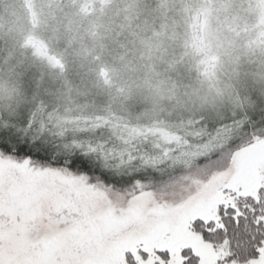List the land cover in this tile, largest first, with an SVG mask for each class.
<instances>
[{
    "label": "snow or ice",
    "instance_id": "obj_1",
    "mask_svg": "<svg viewBox=\"0 0 264 264\" xmlns=\"http://www.w3.org/2000/svg\"><path fill=\"white\" fill-rule=\"evenodd\" d=\"M201 40L193 24L186 51L206 56ZM171 115L0 129V247L14 233L40 253L18 264H264V92Z\"/></svg>",
    "mask_w": 264,
    "mask_h": 264
},
{
    "label": "rangeland",
    "instance_id": "obj_2",
    "mask_svg": "<svg viewBox=\"0 0 264 264\" xmlns=\"http://www.w3.org/2000/svg\"><path fill=\"white\" fill-rule=\"evenodd\" d=\"M95 1L88 13L80 8L90 9V0H0V55L7 59L0 66L4 100L13 102L20 95L23 78H67L29 58L20 44L26 32L23 42L53 63L66 57L67 73L87 72L93 78L89 87L97 80L94 67L113 64V77L125 90V100L116 107L138 122L156 114L165 119L169 113L172 119L206 114L210 108L222 114L241 99L255 102L257 91L264 92V0ZM119 2L122 9L116 7ZM193 24H198L200 46L207 50L200 61L185 49ZM198 61L208 77H198ZM53 229L41 224L39 232L47 235ZM38 255L14 233L6 234L0 247L5 264Z\"/></svg>",
    "mask_w": 264,
    "mask_h": 264
},
{
    "label": "trees",
    "instance_id": "obj_3",
    "mask_svg": "<svg viewBox=\"0 0 264 264\" xmlns=\"http://www.w3.org/2000/svg\"><path fill=\"white\" fill-rule=\"evenodd\" d=\"M90 2H92L90 9H80L83 10V12L88 11V13L89 11H93L96 1L90 0ZM116 7L117 9H122L121 2H119ZM188 14L190 17V12ZM124 22L126 23L125 19ZM28 29H31L30 25H28ZM26 33L22 34L20 44L21 48L29 58L33 57L42 61L43 65L46 66L43 68H48L49 66V68L56 70L58 73H66L67 78L60 76V78L57 77L58 80L54 81H40L23 78L22 81L25 85L20 88V95L13 102H7L4 100V97H6L5 92L0 89V129L8 127L19 128L24 121H29L39 126L42 117L46 121L44 125L45 129L48 124L55 127L57 117L61 120H75L77 118H90L96 115H112L114 117L126 119L132 124L138 122L137 120H134L131 115L122 108V106L116 107L118 103L125 100V90L123 85L113 77L111 70L113 64L109 66L100 64L96 69L94 67L97 80L95 81L94 87H89L87 82L93 78L90 77L89 74H86L87 72L83 73L73 70L71 73H67L66 60H64L66 57L60 55L63 59L61 63H53L51 60L47 59L46 56L39 54L35 50L34 45L32 46L31 43L23 42L25 41L24 38ZM197 59L200 61L202 56L197 55ZM6 60L5 54H1L0 66L6 64ZM199 61L197 62L198 77L206 78L208 76L202 71V64H200ZM7 62L10 63V60ZM89 88H93V90L87 93ZM108 88H112V90H106ZM98 91H102L104 94ZM126 92L128 91L126 90ZM254 104L255 102L248 103V101L241 99L238 103L239 106H236L233 109H224V113L240 108L251 109ZM218 112L220 111L210 108L206 111V114L200 115L209 116ZM49 115L53 118L52 120L47 119ZM68 127L71 128V125H68Z\"/></svg>",
    "mask_w": 264,
    "mask_h": 264
}]
</instances>
